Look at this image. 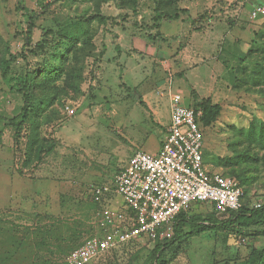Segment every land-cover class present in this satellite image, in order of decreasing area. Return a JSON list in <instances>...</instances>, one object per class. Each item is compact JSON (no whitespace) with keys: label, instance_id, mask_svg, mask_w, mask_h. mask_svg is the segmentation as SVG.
<instances>
[{"label":"rangeland","instance_id":"1","mask_svg":"<svg viewBox=\"0 0 264 264\" xmlns=\"http://www.w3.org/2000/svg\"><path fill=\"white\" fill-rule=\"evenodd\" d=\"M40 1L0 0V58L9 33L16 35L13 49L21 51L19 9L37 8ZM259 2L264 0H50L33 33V44L39 45L51 32L43 51L11 70V76L48 72L37 82L19 138L3 120L20 113L23 99L0 74V264H66L74 248L102 234V211L112 209L117 196L110 189L97 203L91 188L110 187L127 155L141 147L151 151L157 135L140 102H96L106 89L107 97L116 99L119 84L158 87L183 74L190 79L193 71L213 72L220 93L218 102L210 103L220 110L208 126L200 118L204 165L242 184L244 173L231 174L220 161L248 151L253 159L242 167L250 172L242 185L244 205L264 204V17L248 18ZM175 6L186 14L152 27L157 13L174 14ZM80 18L90 20L83 36ZM54 143L38 161L40 150ZM188 214L220 216L208 204ZM154 247L155 242L139 239L92 264H150ZM262 250L264 225L233 226L185 237L163 259L166 264H264Z\"/></svg>","mask_w":264,"mask_h":264},{"label":"built area","instance_id":"2","mask_svg":"<svg viewBox=\"0 0 264 264\" xmlns=\"http://www.w3.org/2000/svg\"><path fill=\"white\" fill-rule=\"evenodd\" d=\"M260 17H264V6H256L249 13L250 21ZM201 117V110L174 104L158 152H136L114 176L110 187L91 188L95 202L100 203L112 189L126 209L104 208L99 221L102 234L70 252L66 264H92L133 241L168 238L177 216L195 205H211L220 216L242 208L239 182L209 172L203 163ZM261 205L257 203L254 207Z\"/></svg>","mask_w":264,"mask_h":264},{"label":"trees","instance_id":"3","mask_svg":"<svg viewBox=\"0 0 264 264\" xmlns=\"http://www.w3.org/2000/svg\"><path fill=\"white\" fill-rule=\"evenodd\" d=\"M50 5H51L50 0H41L37 8L21 7L19 9L21 13V24H22L21 26L24 37V45L20 52L15 51L12 47V41L16 37V35L9 33L7 40L3 41L2 43L3 52L0 58L1 77L10 85L9 88L10 92L16 95H20L23 99V106L21 108L20 113L12 119L3 120L5 121L8 127L14 129L16 138H19L21 136L25 128V124L30 118L31 104L33 99L35 98L37 82H40L41 78L44 77V75H46L48 72L43 71L42 73L40 72L36 74L33 73L34 75L28 72L25 74L19 73L16 76H11V70L13 65L16 64L19 60L26 61L29 57L37 56L40 52L43 51L46 45V38L48 37V35H50L51 32L47 36L43 34L44 37L43 42L39 45L33 44V33L34 30L37 28V24H36L37 20L47 13L48 9L50 8ZM175 9L177 10L175 11L174 14L157 13L152 18L153 20L152 27L160 28V25L162 23L170 24L174 20L179 19L181 13L186 14L187 12V10H180L181 13H178V8H176V6ZM97 18L100 21V23L102 24L106 23L104 17L98 15ZM78 21H79L78 25L81 28L79 33H81V36H83L85 34V30H83V28H85V24H87L90 20L89 18H80ZM77 35L78 34L76 33V36ZM117 51L119 52L118 57H120V50L118 48ZM103 55L104 52L100 54V57H102ZM92 57L95 58V56ZM203 102L204 103L200 105V107H196L192 109H194L195 111L201 110L203 124L205 126H208L215 121L219 113L220 107L218 105L211 104L210 100H206ZM140 104L143 105L142 102H140ZM197 108H201V109H197ZM1 137L2 134L0 132V146L2 141ZM248 139L252 141V139H254V136L249 135ZM54 148H55V143L52 144L50 147L42 148L39 152L38 161H41L42 156L45 154H49ZM232 157L222 159V161H220V164L222 163V165L226 168H231L232 170L231 174L235 175V173L240 172L241 174L244 173V175H248L250 173L249 168L243 170L242 167L245 162H247L248 160H252L253 156L248 151L243 150L242 152L237 153L236 156H234L233 153ZM254 161L257 160L254 158ZM203 163H204V157H203ZM244 175L241 176L242 184L238 181L242 191H243L242 185H245V183H248L250 181L249 178H247ZM223 176L235 179L233 176H226V175ZM243 196H244V192H243ZM241 202H242V208L238 212H232L224 216L216 215L211 217H203L199 215H189L188 213L189 211L192 210V208L188 212L180 213L173 223L172 233L170 237L165 239L159 238L155 242V247L150 255V260H151L150 264H166V262L163 259L166 250L171 246L180 242L185 237L194 238L204 233L221 230V229H227L233 226L250 228L254 226L264 225V204L261 205L260 208H255V207L249 208L244 205V197H242ZM259 253L261 259L264 258V250L260 251ZM249 264H255V263L253 262Z\"/></svg>","mask_w":264,"mask_h":264},{"label":"crops","instance_id":"4","mask_svg":"<svg viewBox=\"0 0 264 264\" xmlns=\"http://www.w3.org/2000/svg\"><path fill=\"white\" fill-rule=\"evenodd\" d=\"M257 6H264V2H259ZM124 75L127 76V73ZM190 75V79L186 78L185 74L180 77V80H175L171 77V85L163 84L158 87L155 86L154 83L152 84L150 80L148 83L151 84H148L147 86H143L141 84L137 86L119 84V86L116 87L118 92H116V99L110 96L107 97L108 91L110 90L106 89V94L105 92L102 93V100H95L96 102H142L143 105L141 106L146 109L150 119L154 123L157 135L151 140V151H146L142 147L139 149V151L156 154L170 125V113L174 104L183 103L185 105V102H203L206 100L218 102L219 100V83L217 82L218 79L213 74V72L209 74L203 73L202 71H193L190 72ZM191 81L193 83H191ZM191 84H194V88L191 87ZM120 110L123 112L122 108ZM116 114H118V112ZM136 152L138 151H135L133 154L129 153L127 155L128 161ZM110 205L115 211H124L126 209L122 199L119 196L110 202Z\"/></svg>","mask_w":264,"mask_h":264}]
</instances>
